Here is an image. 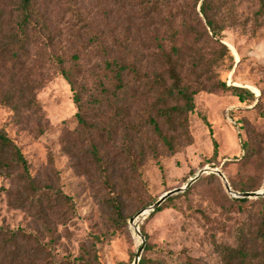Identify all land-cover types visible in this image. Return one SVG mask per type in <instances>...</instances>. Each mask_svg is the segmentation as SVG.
Wrapping results in <instances>:
<instances>
[{"label":"rangeland","instance_id":"1","mask_svg":"<svg viewBox=\"0 0 264 264\" xmlns=\"http://www.w3.org/2000/svg\"><path fill=\"white\" fill-rule=\"evenodd\" d=\"M33 1L39 24L28 32L25 51L15 62L5 38L13 28L18 0H0L1 83L16 78L39 80L41 85L33 91L35 108L15 114L0 106V130L20 149L42 195L24 200L33 187L25 189L0 178V228L21 229L33 237L29 251L33 249L37 256L30 253L25 263L42 259L43 250L56 260L81 258L79 264H132L141 240L128 220L202 169L219 170L235 189H264V16L257 14L258 0H221L225 5L217 18L224 25L220 40L233 65L228 72L230 62L219 61L208 74L226 86L247 90L253 98L233 91L197 94L188 115L190 144L174 154L158 145L143 162L137 151L130 163L115 159L117 168L124 164L130 172L115 175L109 181L113 187L90 164L89 139L107 164L113 156L110 141L96 138V132L87 138L90 133L77 127L73 95L60 75V63L64 60L65 67H76L73 77L89 85L102 75L105 56L139 59L145 71L157 38L164 39L167 48L171 43L185 47L187 33L179 24L192 3L175 0L168 9L147 14V0ZM95 36L105 50L92 42ZM185 81L195 80L189 75ZM18 86L24 88L22 82ZM208 175L186 194L162 204L152 217L135 220L147 238L141 257L157 264H221L218 251L222 245H233L237 228L260 223L233 202L236 198L217 176L208 179ZM60 193L68 198L66 204L54 198ZM260 206L264 222V203L257 209ZM37 212L45 214L38 218ZM9 253L0 251V264H17Z\"/></svg>","mask_w":264,"mask_h":264},{"label":"trees","instance_id":"2","mask_svg":"<svg viewBox=\"0 0 264 264\" xmlns=\"http://www.w3.org/2000/svg\"><path fill=\"white\" fill-rule=\"evenodd\" d=\"M61 1L68 4L72 0ZM189 1L192 3V8L188 7L185 20H181L179 24L180 29L187 33L188 41L185 47L171 43L167 48L164 39L157 38L155 51L149 55L145 63V71H142L139 59L126 61L105 56L101 66L102 75L89 85L87 82L78 81L77 76L73 77L76 67H65L64 60L60 63V75L67 82L73 95L77 127L85 133H90L87 138L92 137L91 132H96V138L107 139L112 146L110 150L113 156L107 164L100 148L92 142V138L89 139L92 158L90 164L104 175L106 182L112 181L115 175L130 172L124 164L117 168L116 165L119 163H114V160L119 157H122L124 162L130 163L132 153L137 151L141 154L140 160L143 162L150 159L149 154H154L158 145L162 144L168 154H174L181 147L189 145L188 115L194 110V97L197 94L233 91L246 93L253 98L252 93L247 90L226 86L225 81H214L213 75H208L211 66H216L219 61L230 62L228 72L233 65L229 50L220 40L224 25L221 20L217 21L225 2ZM147 2L146 13L158 14L160 9H168L175 0H147ZM258 2L257 14L264 16V0ZM197 6L198 12H196ZM197 15H200V18ZM36 17L33 0H18L16 15L12 19L13 28L5 38L7 52L15 55L12 58L15 62L19 61V54L25 51L24 47L29 39L28 32L33 28L35 30L39 24L35 20ZM92 42H96L100 50H105L99 37L95 36ZM102 53L104 54V51ZM77 58L72 56V60ZM189 75L193 76L195 81H185ZM1 82H3L2 77H0V106L10 108L15 114L21 110L35 108L33 91L40 88L39 80L21 81L9 78L4 85ZM21 82L24 88L18 86ZM137 92L139 97L136 96ZM236 96L243 99L239 95ZM132 108L134 111L130 113ZM101 119L104 123H98ZM242 151H245L244 146ZM0 178L7 180L11 185H22L25 189L33 187L32 195L24 197V200L32 201L36 197L41 199L42 195L40 190L34 187V180L30 176L24 156L3 130H0ZM202 178L201 176L200 179ZM206 178L215 179V176L210 174ZM108 184L110 187L114 186L112 182ZM191 186L183 192V195ZM229 186L241 193L251 191L245 188L235 189L230 182ZM177 196L179 194L168 198L162 204L171 202ZM54 198L60 199L62 204L68 202V198L62 193ZM233 202L242 211L247 210L249 217L259 220L260 223L254 227L248 225L237 228L236 241L233 245L220 247L218 251L220 262L221 264H264V222L261 220L263 209L262 206L258 209L256 207L264 203V197L254 201L236 199ZM112 204L117 208L118 203L115 199ZM162 204L150 213L147 219L161 211ZM43 214L45 213L37 212L38 218ZM140 234L146 241L143 231H140ZM32 238L21 229L9 231L0 228V251L10 250L9 254L15 260L12 262L28 264L25 263V259L30 253L37 256L36 252H32L33 249L29 251ZM40 254L42 259L32 264H79L82 261L81 258L77 259L78 261L67 258L56 260L49 252L43 250ZM10 256L5 259H9ZM9 263L11 264V261ZM138 264L157 263L140 257Z\"/></svg>","mask_w":264,"mask_h":264},{"label":"water","instance_id":"3","mask_svg":"<svg viewBox=\"0 0 264 264\" xmlns=\"http://www.w3.org/2000/svg\"><path fill=\"white\" fill-rule=\"evenodd\" d=\"M208 174H212V175L217 176L223 182V186H224L225 191L227 193H230L232 195V197H234L236 199L253 200V199H258V198H263L264 197V189L261 190V191H257V192H243V193H234L233 194L232 191H231V188L229 187V184L227 183V181L225 179V177L222 175V173L219 170L202 169V170L198 171L185 185H183L180 188L172 189V190L162 194L157 199V201H155V203H153L148 208L139 211L132 218H130L128 220V224L134 228L136 234L139 236V238L141 240V246L137 250V252H136V254L134 256L132 264H138L139 263V260H140V257H141V253H142L144 245H145V239L140 234V232L137 229V227L135 226V220L138 217L142 216V215L148 216L150 213H152L156 209H158L160 207V205L164 201H166L168 198H170L172 196H175L177 194L185 192L192 184H194L197 180H199L201 176L208 175Z\"/></svg>","mask_w":264,"mask_h":264}]
</instances>
